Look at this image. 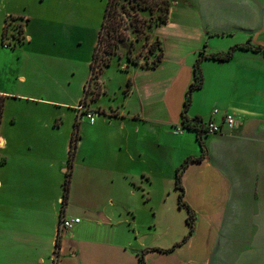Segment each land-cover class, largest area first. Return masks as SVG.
Wrapping results in <instances>:
<instances>
[{
    "label": "crops",
    "instance_id": "0c3cea01",
    "mask_svg": "<svg viewBox=\"0 0 264 264\" xmlns=\"http://www.w3.org/2000/svg\"><path fill=\"white\" fill-rule=\"evenodd\" d=\"M45 2L0 0V27L9 13L27 20L20 46H0V93L52 109L48 120L34 112L23 118L10 138L13 154L0 176V264L55 257L56 264H141L145 249V264H264V51L249 48L227 61L201 59L204 83L192 94L190 118L222 125L231 113L237 125L204 135L206 158L183 170L190 238L172 251L151 249L171 248L191 229L176 181L179 165L201 152L197 131L182 124L195 63L237 44L264 47V0H171L168 21L152 31L162 61L144 67L125 59L115 88L108 67L90 82L99 30L91 39L90 26L37 12ZM38 75L54 98L38 95L45 93ZM90 87L99 94L83 107ZM108 94L120 99L105 103ZM58 115L71 121L66 129L54 123ZM8 143L2 137L0 147ZM62 213L80 223L61 231Z\"/></svg>",
    "mask_w": 264,
    "mask_h": 264
},
{
    "label": "trees",
    "instance_id": "16d2710c",
    "mask_svg": "<svg viewBox=\"0 0 264 264\" xmlns=\"http://www.w3.org/2000/svg\"><path fill=\"white\" fill-rule=\"evenodd\" d=\"M172 6L171 0H108V3L105 7L104 12V19L102 20L101 28L99 30L98 35V42L95 46V51H93V57L91 61V78L90 82L92 83L93 80H98L104 69L108 66H110L113 63V60L115 58L121 59L123 55L121 54V48L126 45L127 42L130 43V45H134L135 42H140L142 38L149 37V34L146 33L147 28L151 26V24L155 21V13L158 12V18L159 23H156V25L163 24L169 19V13H170V7ZM147 14L151 15L150 22L149 17H147ZM18 16L14 15L12 18H16ZM24 31V29H22ZM135 33L136 36L134 37V40L130 39V33ZM9 33V25L8 21H5L2 38L5 41V39L8 37ZM157 41L159 42V45L161 46V53L157 56L155 62L150 66H156L159 64V62L162 61L163 58V44L160 41L158 37H156ZM237 48H249L253 49L255 51H264L263 46H255V44H252L250 42L245 44H237L232 46L228 51L223 52H215L211 54H202L195 63V70H194V80L190 84V86L187 89L186 93V99L184 101L183 110H182V124L184 127H188L190 129L197 131V139L199 141V144L201 146V152L199 155L194 156H187L184 162L179 165L177 168V181L176 186L181 190L180 196H179V203L180 205H186L189 209V216L187 218L188 223L191 226V229L189 230V233L185 236V238L181 242H177L174 244L171 248H151L158 251H172L177 245L181 244L184 241H187L190 236L193 233V229H195V222H194V211L187 205L185 200L183 199L185 190L181 183L182 181V173L186 165H189L190 162L195 161H202L204 158H206V144L204 135L209 134L206 131L205 123L202 117L195 116L190 118L188 114L189 106L192 102V94L195 89L199 88L204 83V76L202 73L201 68V59L204 57L210 58V59H218L227 61L235 53V50ZM141 54V53H139ZM139 54L134 55L132 54L131 49L127 50L125 53V56L129 63H135L139 64ZM131 82H129L130 86ZM88 93V89H87ZM99 94V93H98ZM5 94L0 93V144L2 140L1 135V128L3 123V114L5 112V100H6ZM95 98V97H94ZM87 96L81 99L82 105L87 104ZM88 110L85 108V112ZM103 112V111H102ZM79 130H80V119L79 116H77L75 121V130H73L72 135V143L70 146V159L68 162V169L64 181V193H63V209L68 204L69 199V193H70V182L71 177L73 175V165L75 162V153H76V146L79 141ZM6 160H8V157L5 155H2L0 151V164L5 163ZM62 209V210H63ZM61 238L58 237L57 246H60ZM149 249H145L141 254V264H145V252ZM59 254V251H57ZM57 263V258H54V264Z\"/></svg>",
    "mask_w": 264,
    "mask_h": 264
},
{
    "label": "rangeland",
    "instance_id": "374dc122",
    "mask_svg": "<svg viewBox=\"0 0 264 264\" xmlns=\"http://www.w3.org/2000/svg\"><path fill=\"white\" fill-rule=\"evenodd\" d=\"M108 3V0H46L45 4L42 7H39L36 9L37 12L43 14H53L54 17L61 18H69L73 21L79 22L81 24H85L87 26H90L92 28L90 38L92 39L93 33L97 30H100L102 20L104 19V12L106 4ZM35 8V7H34ZM14 14L9 13L7 17L4 18V20L10 22ZM18 16V15H16ZM147 17H149L148 23L151 21L150 17L151 15L147 14ZM17 21L20 20H26V16H19L16 17ZM158 18V12L155 13V21L151 24L150 27L147 28L146 33L149 34V37L142 38L140 42H135L134 45H130L129 42L126 43L125 46L121 48V54L123 57L121 59L115 58L113 60V63L108 66L107 70V81L108 84L111 86V88H115L118 84V76L120 75L119 71L121 68L122 63L126 58L125 53L127 50L131 49L133 56L138 55L139 53V64L146 66L152 65L159 53H161V46L159 45V42L155 38L153 34V29L156 26V23H159ZM21 31L22 28H21ZM162 32V31H161ZM3 28L0 27V46H4L6 40L12 41L11 37L8 36V39H5V41L2 38ZM136 36L135 33H130V39L134 40V37ZM21 37V36H20ZM21 43H15L13 42L11 46L7 47L8 49H13L14 47L20 46ZM107 68V67H106ZM105 70V69H104ZM36 83L39 87L43 89L45 92L44 94H38L39 96H45L49 99L54 98L55 96L50 93L49 91V81L47 78L43 77L42 75H38L36 78H34ZM96 87V86H94ZM92 90V91H91ZM95 90V91H94ZM100 91L99 88H91L88 90L87 97H97L98 93ZM6 95V94H5ZM96 99V98H94ZM111 94L107 95V98L104 99V102L111 103V101L115 100L117 101L118 98H115L112 100ZM38 101V100H36ZM39 106L35 105L32 106L27 101L21 99L20 96L14 95V96H6L5 100V112L3 114V123L1 128V135L5 139L8 140V144L5 146L0 147V151L2 155H12V143H11V137L16 130L17 123H19L23 118L27 116H31L32 113L34 114V117H38L41 119H49L50 113L52 112V109H40L36 110ZM35 109V110H34ZM34 110V111H33ZM85 115V114H84ZM94 113V117H95ZM86 116V115H85ZM76 121V119H75ZM74 121V126H75ZM59 122L63 124V128L66 129L70 125V120L67 117L56 116L54 119V123ZM75 130V128H74ZM3 164V163H2ZM0 164V176L4 173V165Z\"/></svg>",
    "mask_w": 264,
    "mask_h": 264
},
{
    "label": "built area",
    "instance_id": "2783aa9c",
    "mask_svg": "<svg viewBox=\"0 0 264 264\" xmlns=\"http://www.w3.org/2000/svg\"><path fill=\"white\" fill-rule=\"evenodd\" d=\"M27 22V20H20L19 22L17 19L13 18L11 19L10 22H8L9 25V33L8 36L11 37L12 41L6 40L4 46L9 47L12 45L13 42L15 43H22L24 41V31H21V28L24 29V25ZM21 36V37H20ZM8 39V38H6ZM85 105H83L84 107ZM218 110L214 109L213 113H217ZM91 122L95 121L94 113L93 112H87L85 114ZM205 123V128L206 131L210 133H218V132H223L224 126H227L228 128H234L237 125L236 117L235 115L228 113L226 114L225 118L223 119V123L221 124H216L213 121L209 122H204ZM80 223V218L76 217H69L65 213L61 214V219H60V229L61 231H67L71 229L75 224L77 225Z\"/></svg>",
    "mask_w": 264,
    "mask_h": 264
}]
</instances>
